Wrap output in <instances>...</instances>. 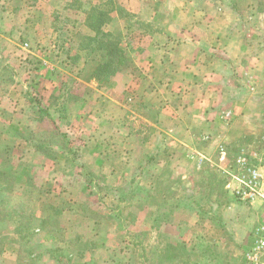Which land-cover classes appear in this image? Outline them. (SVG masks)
Returning a JSON list of instances; mask_svg holds the SVG:
<instances>
[{"label":"rangeland","instance_id":"1","mask_svg":"<svg viewBox=\"0 0 264 264\" xmlns=\"http://www.w3.org/2000/svg\"><path fill=\"white\" fill-rule=\"evenodd\" d=\"M64 3L0 0V264H246L264 205L230 189L240 154L264 162V96L255 99L262 110L249 109L260 123L251 136L220 110L191 127L193 102L177 90L195 77L191 55L209 54L218 69L198 88L200 102L223 82L219 102L242 100L256 78L240 60L251 66L264 53V0H142L137 15L130 0ZM208 15L215 30L203 37H234L239 49L187 43L189 26ZM171 23L184 45L149 44L155 25ZM114 46L125 61L109 74L101 67ZM148 52L162 56L150 77ZM169 57L186 65L173 82Z\"/></svg>","mask_w":264,"mask_h":264},{"label":"crops","instance_id":"2","mask_svg":"<svg viewBox=\"0 0 264 264\" xmlns=\"http://www.w3.org/2000/svg\"><path fill=\"white\" fill-rule=\"evenodd\" d=\"M64 1L66 4L70 2V0H64ZM130 2L131 3L129 4V6L127 8L131 14L137 15L142 10H144V7L142 6V0H130ZM65 3H64V5H65ZM145 9H147V8H145ZM194 12L199 14V12H201V11H198L195 8ZM203 14H205V13H203ZM209 17H211V15H208L206 18H204L205 23L194 22L188 28L191 31L189 33H187L188 34V37L186 38L187 43H189L195 49L198 45H204L205 44V46L207 47V46H212L214 44L215 45L217 44V43L211 44L210 41L206 40L205 37H203L202 32H205L207 34L208 32L211 33L212 30H215L211 26L212 20H209ZM139 20H141V19H139ZM152 21L157 22L155 19H152ZM147 22H150V20H148ZM224 22L225 21L220 22V24H219L220 29L219 30H222V29H225L228 27V25ZM145 24L147 25L149 23H145ZM156 24H161V26H166V24H164V23L158 22ZM171 26L172 27H166V29H163L164 27H157L155 25V29L151 30L150 34L148 33V36H150V38L152 37V39H149V41H150L149 44H151V42H154L156 40L157 36H161L164 38L163 44H164V47L166 48V50L172 51V48L174 46H176L178 42L180 43L179 45L183 44V41L185 38L182 39L181 40L182 42H181L178 37L176 38V35L178 34V32L175 31V30H178V31L180 30V32H181V30H182L181 27L175 25L174 23H171ZM231 28H233V27H231ZM238 29H236L235 32H237ZM165 31H166V33L163 34V32H165ZM179 34L181 35V33H179ZM214 36L216 38V37H222L223 35L219 34V33H215ZM225 38H226V40L223 42L220 41L221 43L219 42L217 44V46H219L221 44H225V45L231 44V45H234L235 47H238V49L240 48V45L242 44L241 41H239L238 39H236L234 37H230V38L225 37ZM216 39L218 40V38H216ZM209 40H211V39H209ZM159 47H161V46H157V49L152 51V52H156V54L159 55V53L161 51V49L160 50L158 49ZM262 48L264 49V46ZM166 50L163 51V52H165V54L168 53V51H166ZM152 52H148L146 54V58H147L146 63L147 64L144 65L143 69H142V73L146 77H150L152 75L153 71L156 72V69H157V71L160 69V67H159L160 59L159 58H161L162 56L158 57V55H156L155 53H152ZM263 52H264V50H263ZM197 54L198 53L191 55V60L194 61V63L196 65H198V66L195 65V69H197V70H195V69H194V71L192 70V72H194L192 77L195 76L194 79L191 78L189 80L182 82L181 83L182 86H180V88H178V90H177V92L180 93L181 95H185V94L188 95L189 98H191L190 100L193 102L192 109L190 110V114L188 116V122H190V126L191 127H199L204 122L206 124L207 122H206L205 115H207V113H209L210 111L220 110V111H222V114H223L222 117L229 116V115H231V116L235 115L237 117L236 121L240 122L239 127L242 131L241 132L242 135L244 134V135L254 136V134L257 131V128H258L260 123H258V119L251 120L249 118V115H250L249 109H250V106H252L253 110H258V109H259V111L262 110V107L260 105L258 106V103L256 102L255 99H261V96L262 95L264 96V79H263V81L258 80L259 76H260V78H264V53L257 55L256 58L254 59V61H252L251 66H248L249 63L246 64L244 59L240 60V64H241L240 66L242 67V70H244L243 72H245V73L247 72L250 75L252 74L254 76V78H256V79H253V77L250 78L251 80H249L248 89H247L246 82H244V81L242 82L246 86L247 90H244V89L242 90V93H243L241 96L242 100H238L237 104H232L231 102L222 103V102L227 100L228 96H226L224 99H222L221 102H219L220 98L216 99V95L219 94L223 97V95L228 93V89H227L228 87H227V85H225V82H223V86H224L223 88L215 91L216 92V95L214 97L215 99H211V100L208 99V100H206L205 103L200 102L201 99L199 100V98H198L199 96H197L198 95L197 91L199 90L198 88H200V87L205 88V87L211 85V81H210L211 75L213 73H215V70L218 69V67H217L218 64L216 62L217 61L216 58H214L211 55H210L211 56L210 57L209 54L204 55V59L199 61V58H197ZM227 55L230 56L229 54H227ZM236 55H238V53ZM242 57L243 56H241V58ZM167 58L168 57L166 55L165 59H167ZM169 58H170V62H169L170 68L166 69V75L168 74L170 76V78H168V79H170V81L173 82L172 79L175 77L173 75H177L182 68H180L181 65L180 66L178 65L179 63L177 62V60L174 62H171L172 58L171 57H169ZM188 58H189V56L187 58L182 57L181 62L182 61L186 62V60H188ZM230 59L233 61V63H235V66L238 69L237 63H239V62H237V59H235V57L233 58L231 56V57L226 58L224 56V59H223L224 64L225 63L229 64V65L232 64ZM190 62L191 61L189 60V64H190ZM173 66H175V67H173ZM183 67H184V69H182V70H185L186 65H184ZM237 69H236V71L239 70V69L238 70ZM233 70H234V68H233ZM233 70L231 71L232 74H233ZM198 75L204 76V79L203 80L199 79ZM170 81H168L166 84L169 85V88L171 90L176 91V87L178 85L174 86L172 84V82L169 83ZM213 94H214V92L212 93V95ZM253 95H254V98H252ZM228 100H229V98H228ZM251 102H253L252 105H251ZM182 107H184V105ZM175 111H176V113H178L179 110H175ZM224 122L226 124L222 123L223 125H228L230 123V121L229 120L227 121L226 118H224ZM235 124L238 127V124L236 122H235Z\"/></svg>","mask_w":264,"mask_h":264},{"label":"built area","instance_id":"3","mask_svg":"<svg viewBox=\"0 0 264 264\" xmlns=\"http://www.w3.org/2000/svg\"><path fill=\"white\" fill-rule=\"evenodd\" d=\"M237 174L230 192L248 202L264 205V162L250 164L244 154L237 158ZM246 264H264V220L254 230V240L244 253Z\"/></svg>","mask_w":264,"mask_h":264},{"label":"trees","instance_id":"4","mask_svg":"<svg viewBox=\"0 0 264 264\" xmlns=\"http://www.w3.org/2000/svg\"><path fill=\"white\" fill-rule=\"evenodd\" d=\"M124 61H125V55L122 49H120L117 46H114L110 48L109 57L105 58V63L102 65L101 68H104L106 72L108 71L109 74H111V72L113 71H109L110 70L109 68L114 67L116 69L120 65H122ZM165 250L167 252V256L169 259H174L178 256V253H176V250L178 249H176L174 245L171 244L167 245Z\"/></svg>","mask_w":264,"mask_h":264}]
</instances>
